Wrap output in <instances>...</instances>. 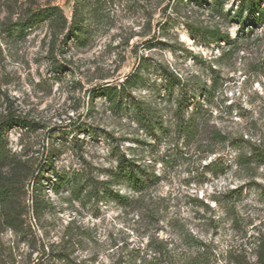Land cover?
Segmentation results:
<instances>
[{
	"label": "rangeland",
	"instance_id": "374dc122",
	"mask_svg": "<svg viewBox=\"0 0 264 264\" xmlns=\"http://www.w3.org/2000/svg\"><path fill=\"white\" fill-rule=\"evenodd\" d=\"M212 1L92 0L89 39L53 57L48 25L19 31L18 22L50 4L71 18L74 0H0V118L32 123L6 132L19 165L3 175L24 172L9 202L22 226L0 215L7 264L264 261V162L252 150L264 152V25L242 29L229 16L239 0H221V10ZM173 75L184 87L168 89ZM128 78L126 93L98 92ZM194 118L193 133L180 129ZM121 155L144 173L139 190L116 176ZM57 174L78 177V188H57ZM156 237L168 252L155 256Z\"/></svg>",
	"mask_w": 264,
	"mask_h": 264
},
{
	"label": "trees",
	"instance_id": "16d2710c",
	"mask_svg": "<svg viewBox=\"0 0 264 264\" xmlns=\"http://www.w3.org/2000/svg\"><path fill=\"white\" fill-rule=\"evenodd\" d=\"M191 1V0H190ZM196 1L199 5H203L206 0H192ZM212 5L214 8H220L221 10V0H213ZM95 6L92 4V0H74L72 16L69 18L63 11V9L57 4H50L43 7H38L36 9H30L25 14V18H23L18 25H20L19 31L31 29L34 26H37L41 23H46L49 28V34H51L49 46H50V54L54 57L55 50L60 53L64 52L65 46H68L69 42L76 38L80 43H85L89 39V35L91 34V22L92 19L96 16ZM223 12V11H221ZM231 18L235 19L240 27L243 29L245 27H259L264 25V0H239L238 6L235 9V12L232 14L229 13ZM197 31L202 33V35L208 39L212 40H220L224 39L230 41V37L225 35L220 28L215 27L213 29L210 28H200L195 27ZM57 70H62L64 65L62 63H58L55 65ZM134 79L128 78L119 86L113 87H102L98 92L101 94H105L106 96L112 97L115 94L126 93L128 87H131L134 83ZM168 89L173 88L176 85H180L184 87L183 82L180 77L177 75H173L169 78V82L167 84ZM182 89V88H181ZM135 105L140 106L137 101L133 102ZM185 105L184 99H178V108L181 110ZM179 113V114H178ZM177 115H180L178 112ZM150 114V113H149ZM197 118L190 120V122L184 123L180 122V129L183 131H187L188 133H193L194 129L198 127V122H196ZM14 124L19 125H32L31 121L10 112L4 118H0V215L5 214V221L8 223L10 227L13 229L22 226L17 220V217L13 216L9 210V202L11 201V195L13 190L18 183L24 178V172L16 169L14 173H11L10 177H6L3 175V170L5 167H14V165H19V161L16 159V156H13L10 153L8 148V137L6 136V132L8 129L12 128ZM253 155L258 160L264 162V152L260 150L257 146L253 147ZM38 171V174L36 173ZM37 174V175H36ZM116 176L131 182L136 188L139 190L142 184L146 183L145 175L142 173V170L137 165L136 161L132 158H127L124 155L119 156L118 158V167L115 172ZM31 176L35 177V181L37 182V189H39L42 185V173L39 172V168H35L30 173ZM58 177L54 180L57 188L67 185L70 187L72 191H75L79 186V178L78 177H70L61 174H57ZM105 183V182H103ZM104 192L114 195L116 198L120 200H125L123 194L113 191L106 184ZM100 193V189L98 186H95L90 190V196L95 197ZM22 219V218H21ZM19 219V220H21ZM194 244H199L201 241L193 237ZM150 249H152L155 256L158 254H163L165 251H169V243L165 240H160L158 237L154 238L149 243ZM264 249V242L261 243L260 246ZM198 258V257H197ZM133 258H128L124 255L120 257L117 261V264H132ZM261 264H264V261H260ZM0 264H7L0 257ZM235 264H252L251 262L237 259Z\"/></svg>",
	"mask_w": 264,
	"mask_h": 264
}]
</instances>
